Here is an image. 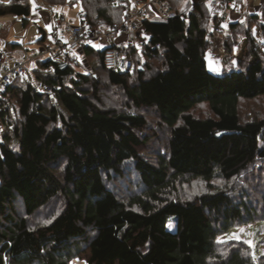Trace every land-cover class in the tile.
Segmentation results:
<instances>
[{
    "label": "trees",
    "instance_id": "1",
    "mask_svg": "<svg viewBox=\"0 0 264 264\" xmlns=\"http://www.w3.org/2000/svg\"><path fill=\"white\" fill-rule=\"evenodd\" d=\"M166 1L179 16L150 13L140 24L144 48L115 34L134 74L106 69L101 41L81 49L89 72L39 61L0 93V264L257 263L217 248L232 230L264 224V193L253 201L248 185L229 188L264 163V116L240 112L264 98V7L222 26L204 0ZM72 4L94 33L123 24L116 0ZM30 14L29 0L0 1V18L23 29ZM215 33L225 54L242 50L228 74L207 70ZM103 92L120 103L105 104ZM197 183L200 193L185 197Z\"/></svg>",
    "mask_w": 264,
    "mask_h": 264
},
{
    "label": "built area",
    "instance_id": "2",
    "mask_svg": "<svg viewBox=\"0 0 264 264\" xmlns=\"http://www.w3.org/2000/svg\"><path fill=\"white\" fill-rule=\"evenodd\" d=\"M197 1L192 0V3ZM116 2L126 6L123 24L120 27L113 26L106 32L94 33L86 27L83 14L80 13L77 20H68L62 13H56L52 16V30L50 38L43 45V53L33 58L27 54L22 62L11 63L9 55L0 51V93L8 89L15 78L27 74V66L33 59L48 56L47 60L54 61L59 71L78 67L82 60V47L90 45L93 39L99 43L101 41L106 42L107 46L103 54V66L106 69L122 71L130 75L134 74L135 66L132 58L124 56L114 46L115 34L121 32L127 37L128 43L142 49L148 42L149 36L147 35L148 39L144 38L140 31L142 29L144 32V30L140 24L148 18L150 13L159 20L172 19L179 15L172 11L166 0H146L144 2L140 0H116ZM203 4L218 17L220 24L224 26V15L233 7L234 0H204ZM213 43L214 49L208 54L207 63L221 61L225 57L216 33Z\"/></svg>",
    "mask_w": 264,
    "mask_h": 264
},
{
    "label": "rangeland",
    "instance_id": "3",
    "mask_svg": "<svg viewBox=\"0 0 264 264\" xmlns=\"http://www.w3.org/2000/svg\"><path fill=\"white\" fill-rule=\"evenodd\" d=\"M3 1V0H1ZM252 3L254 5V8L259 6V0H252ZM64 7V6H62ZM31 8L33 9V12L35 8L31 5ZM80 5L74 4L69 9L64 10V16L68 20H77L79 14H80ZM228 14H230L228 12ZM231 15V14H230ZM226 16H228L226 14ZM226 18V17H225ZM242 20V19H241ZM228 21V20H226ZM75 24L77 22L75 21ZM46 30L45 26L42 23L41 19L34 18L33 20L30 19L29 25L26 29H23L22 24L20 20H18L15 17L12 16H6L3 18H0V50L4 48H8V44H4V42H14L16 45L22 46V43L24 44V48L28 55L30 57H36L40 53H43L44 48L43 45L38 44L36 42L41 38V33L39 32V29ZM145 39H148V36L146 33L140 30ZM220 41V40H219ZM13 43V44H14ZM220 45H222V42H219ZM22 46V49H23ZM91 46L95 48L100 47V43L94 41V39L91 41ZM25 54V51L22 50V55ZM80 55V54H79ZM242 56V50L234 49L232 51V54L227 55L225 54V57L221 61H215L210 62L207 64V70L210 73L221 75L222 70L226 69L225 74L230 73L231 71H235L234 65L236 62L240 59ZM48 56L39 57L38 59H33V61L27 66L28 71L32 70L36 63L39 61H45L47 60ZM81 63L78 66L79 72L87 73L90 71L87 61H85L81 56ZM105 93V92H103ZM104 101L105 104H114L120 103L119 98H115L111 96L109 92H106L104 94ZM240 112L242 117L249 119V115L251 116H264V98L258 99L251 102H245L242 103L240 106ZM207 109L206 108H200L197 110L196 114L206 115ZM1 128V127H0ZM165 142L164 140L162 143H154L152 141L150 143L149 147V153H153L154 151L160 149V147L164 148ZM235 185L237 186V189L243 188L244 185H248L249 189L247 190V193L249 195V198L253 201H256V199L261 196L264 193V163H256L250 171H248L247 174H244L242 177L239 178L238 181L230 183L229 188H234ZM203 189V186L201 184H191L188 185V187L184 188L185 191V197L188 199H192L193 196L200 193V191ZM46 214V212H45ZM44 212L39 214L34 221L40 222L43 221L42 217L45 215ZM168 231L175 232L176 227L173 225V223H169L167 227ZM233 234L239 236V240L232 239L231 237ZM220 241L221 244H219L217 251L222 254V256H225L227 252H230L234 249L242 250V254L247 255H254L253 257L257 258L256 264H264V224H260V222H255L252 225L247 226H241L236 228L235 230H232L230 233L224 235ZM225 241V242H224ZM245 241H250L252 243V247L249 246L248 243H245ZM227 250V252H226ZM259 262V263H258ZM70 264H85L82 260H73Z\"/></svg>",
    "mask_w": 264,
    "mask_h": 264
},
{
    "label": "crops",
    "instance_id": "4",
    "mask_svg": "<svg viewBox=\"0 0 264 264\" xmlns=\"http://www.w3.org/2000/svg\"><path fill=\"white\" fill-rule=\"evenodd\" d=\"M29 1H30V8L32 5L35 8L34 11H37V12H33L32 11L33 9L31 8L30 19L32 20L34 18L41 19L43 25L45 26V29H46L45 31L42 30L41 28L39 29V32L41 33V38L45 37V41L40 45H44V43L50 38V34L52 30V25H51L52 16L56 13H62L64 15V10L69 9L73 5L72 4L73 0H67V3L64 7H49L41 3L39 0H29ZM263 7H264V0H259V6L255 8L252 3V0H234L233 7L229 11H227L224 15V21L225 23H236L238 21H241V19L247 16L259 14L262 11ZM228 12L231 15L228 14ZM217 14H220V13L217 12ZM226 14L228 16H226ZM39 40H37L36 42H38ZM6 43L9 44V42H4V44ZM11 43L13 44L14 42H11ZM13 45H15V47L11 48L10 46H8V48H4L0 51H4L9 55L11 63L12 62H22L24 58L26 57V55L28 54L26 52V50L28 49L25 50L26 47L24 48L23 43H22L23 49H22V46L18 48V46L15 43ZM90 46H91V43H90ZM22 50L25 51L24 55H22Z\"/></svg>",
    "mask_w": 264,
    "mask_h": 264
},
{
    "label": "snow or ice",
    "instance_id": "5",
    "mask_svg": "<svg viewBox=\"0 0 264 264\" xmlns=\"http://www.w3.org/2000/svg\"><path fill=\"white\" fill-rule=\"evenodd\" d=\"M231 238H232V239H237V240H239V236H237V235H235V234H233V236H232ZM219 242H223V241H219ZM245 243H248L250 247L253 246L252 243H251L250 241H245Z\"/></svg>",
    "mask_w": 264,
    "mask_h": 264
}]
</instances>
